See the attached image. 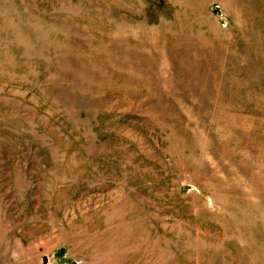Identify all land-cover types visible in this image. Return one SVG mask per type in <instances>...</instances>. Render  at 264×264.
Wrapping results in <instances>:
<instances>
[{
	"label": "rangeland",
	"instance_id": "rangeland-1",
	"mask_svg": "<svg viewBox=\"0 0 264 264\" xmlns=\"http://www.w3.org/2000/svg\"><path fill=\"white\" fill-rule=\"evenodd\" d=\"M0 264H264V0H0Z\"/></svg>",
	"mask_w": 264,
	"mask_h": 264
}]
</instances>
